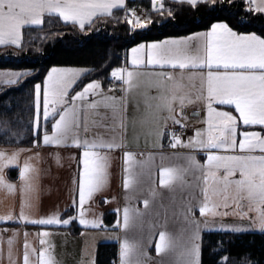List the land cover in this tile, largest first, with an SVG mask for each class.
I'll return each instance as SVG.
<instances>
[{
  "label": "snow or ice",
  "instance_id": "6c2138e0",
  "mask_svg": "<svg viewBox=\"0 0 264 264\" xmlns=\"http://www.w3.org/2000/svg\"><path fill=\"white\" fill-rule=\"evenodd\" d=\"M186 4L190 9L198 10L205 6L215 9L224 0H150L151 11L143 15L131 9L134 19H124L130 24V31L145 32L152 28L175 25L176 11L166 4ZM125 0H0V46H15L21 51L24 48V32L26 26H40L43 17L58 16L65 24L78 26L80 31H94L93 24L100 18H113V9H126ZM247 11L264 14V0H247ZM153 14L158 18L153 19ZM215 18H200V24L206 27L198 31H189L184 35H165L164 38L143 41L126 51L130 52V68L115 67L111 70L108 87L99 78L92 79L83 85L82 90L70 95L73 88L89 73V69L72 66H53L47 70L43 79L33 84L26 94L24 112H17L12 98L8 96V88L0 90V122L9 126H19L26 133L17 138L0 134V142L23 143L31 136L34 148H26L30 154L29 162L24 171L18 164H9L3 169L18 168V181L10 182L0 179L8 192L19 191L23 194L18 209L9 214L0 215V223H23L40 227H70L73 222L84 229H102L103 216L93 211L95 197L101 193L108 183L111 161L115 153L123 150V189L125 193L133 192L135 206L122 208V221L117 220V227L131 229L134 226V214L140 215L141 210L147 211L152 204L164 207L165 194L157 189H166L171 202L179 197L192 180L197 182L201 193L198 207L190 212L195 219V264H202V221H218L219 226L213 230L220 232L239 233L255 231L264 232V178L257 181L250 178L249 163L234 160L224 164L211 163L214 157L205 154L209 165L203 175H193L187 167L179 163H162L157 167L154 149L150 151H131L127 142V134L131 128L136 147L143 138L145 146L149 142L159 149L165 145L176 148L175 140H185L189 130L196 134V129H189L181 120L179 123L172 117V127L165 126L164 133L156 136L155 125L161 115L175 113L183 116L186 97L182 90H189V96L199 89L200 80L197 73L202 72L206 79V115L201 118V125L208 127L212 121L213 137L217 145L209 152L231 153L243 151L237 147H228L232 133V119L235 118V143L239 145L243 139V126H261L264 119L245 122L259 106L264 105V35L255 32L245 34L235 30L228 22ZM107 22V21H105ZM248 22L242 18L238 23L241 27ZM127 63V61H125ZM158 70H147V69ZM179 69L183 73L175 80L168 70ZM38 73L32 71H0V87L3 85L19 86L25 78L35 80ZM119 93V95L117 94ZM20 106L17 102L16 107ZM210 106V107H209ZM232 107V111L222 107ZM202 110V111H203ZM243 114V115H241ZM58 117V118H57ZM50 127H49V123ZM104 129L103 133L95 132ZM177 133L180 135L177 136ZM261 136L264 133L259 132ZM167 138V144L163 141ZM52 148V156L57 166H63V160L75 161L77 169L70 172L68 186L70 188V208L74 214L68 215L69 209L54 210L50 215L40 218H29L23 211L26 198L38 205L42 192L40 177L47 169L39 167L42 159L40 145ZM81 149L77 156L66 149ZM264 151V149H254ZM255 163L264 165V159ZM159 169V182L155 169ZM223 172V175H221ZM258 175V174H257ZM191 176V180L189 179ZM146 182V183H145ZM202 185V187H200ZM153 187V199L140 198L150 187ZM142 203L143 208L138 204ZM117 213L120 208L115 210ZM197 211L199 216L196 215ZM225 218H233L228 223ZM246 223L248 227H240ZM8 231L7 238L8 264H59L50 242L53 233H38L39 247L29 242V233L24 231L22 249L15 245V237L21 234L20 229H0V244L3 233ZM169 247L165 232L159 233L156 240V253L161 254ZM136 254L135 245L124 241L121 246V260ZM0 264H3V251L0 249ZM94 264V261L92 262ZM228 264V258H223Z\"/></svg>",
  "mask_w": 264,
  "mask_h": 264
},
{
  "label": "crops",
  "instance_id": "0c3cea01",
  "mask_svg": "<svg viewBox=\"0 0 264 264\" xmlns=\"http://www.w3.org/2000/svg\"><path fill=\"white\" fill-rule=\"evenodd\" d=\"M126 6L128 0H125ZM115 9H113L114 11ZM47 15V14H46ZM95 19V18H94ZM44 20V17H43ZM225 22V21H222ZM42 25V24H41ZM252 33V32H250ZM248 34V33H245ZM130 52H127L126 61L124 65L120 67L130 68ZM158 70V69H147ZM0 71H32L31 69H15V68H0ZM175 80H178L183 73L185 76L187 72L179 69L168 70ZM200 80V87L196 90L192 96H189V90H182V94L186 97L185 103L189 105L185 108L184 115L180 116L175 113H165L161 115L158 122L155 125V133L158 137L162 135L165 130V126L172 127L171 120L168 117H172L179 123L183 120L187 126L191 129H196V134L190 131L185 140H177L176 148L165 147L161 150L156 144L149 142L148 146H145V140L142 138L139 142V147H136L133 139V133L131 128L127 134V142L131 151H150L154 149L156 156L157 167H160L162 163H179L184 167H187L193 175H203L204 171L209 165V160L205 159V154L210 158L211 163L222 162L224 164L231 163L234 160L242 161L250 164L248 173L250 178H255L257 181L264 178V165L255 163L256 161L264 159V151H254V149H264V136H261L259 132L264 133L261 126H241L239 131L243 132V139H241L239 145L235 143V118L232 119V133L230 143L228 147H237L243 149V151H236L231 153H217L209 152V149L215 147H223L224 145H217L216 139L213 137L212 121H208V127L201 125V118L206 115V109L203 110L206 105V90H205V75L202 72L197 73ZM108 87V84H105ZM1 88V87H0ZM82 90V89H81ZM74 94V93H73ZM119 95V93H117ZM72 95V94H70ZM210 107V106H209ZM222 107V106H217ZM203 110V111H202ZM222 110L232 111L233 115L238 117V113L234 108L222 107ZM243 115V114H241ZM58 118V117H57ZM258 119H264V105L259 106L248 117H245V122H255ZM95 132L103 133L104 129H96ZM167 139V138H166ZM166 139L163 143H166ZM24 146H0V179L7 181V177L10 182H17L16 178L9 176V170H5L6 176H4L3 169L9 164H18L21 167V171H24V165L29 162L30 154L27 152ZM41 153V161L39 167L41 169H47L46 174H42L40 177V186L42 192L39 196L38 205L34 202L27 200L23 208V211L29 218H40L44 215H50L54 210L69 209L68 215L74 214L70 211V188L68 182L70 179V172L77 169L75 161L63 160V166H57L53 158L49 153L53 152L52 148H46L42 144L39 149H35ZM65 154L68 151L75 153L79 156L81 149H66ZM123 150H119L115 153V158L111 161L109 169L108 183L104 190L97 194L95 197V204L93 211L96 215L103 216L102 229H84L75 234L71 231V227L58 228L56 226L40 227L38 225L23 223H0V229H20L21 234L15 237V245L18 249H22L24 242L22 233L24 231L29 233V242L39 247L38 233L43 231H49L53 233L50 239L53 245V252L56 256L59 264H96V252L98 245L101 242L116 240L119 244V264H195L194 252L189 253L190 249H194L196 241L191 239L195 233V219L190 215V212L198 207L200 203L201 193L198 188L197 182L192 180L191 184L184 188L182 192H177V199L175 202H171L170 196L166 189H157L156 194L159 195L160 191L165 194L164 207L161 208L158 204L150 205L147 211L141 210L140 215L134 214V226L131 229H121L117 227V222L114 225L105 223V215L108 212H116L117 208L121 211L118 214V219L122 221V208L125 205L130 207L135 206L136 195L133 192L125 193L123 189ZM18 171V168H16ZM157 178V184L159 182V169H155ZM18 173V172H17ZM258 174V175H257ZM223 175V172H221ZM191 180V176H189ZM146 183V182H145ZM152 186L144 193L140 194V198L153 199ZM202 187V185L200 186ZM23 194L19 191L10 193L3 186L0 185V215L9 214L13 209H18ZM143 208L142 203L138 204ZM199 216V212L196 213ZM228 223H234L233 218H225ZM74 223V222H73ZM72 223V224H73ZM219 222L215 223L211 220L202 221L201 226H206L202 229V239L205 230L215 229L219 226ZM240 227H248L246 223H240ZM163 231L166 233L169 240V247L161 254L156 253V240H158L159 233ZM11 235L10 232L5 231L3 233L4 240L0 244V249L3 251V264H8L7 260V238ZM124 241H128L135 245L136 254L128 260H121L120 251Z\"/></svg>",
  "mask_w": 264,
  "mask_h": 264
},
{
  "label": "trees",
  "instance_id": "16d2710c",
  "mask_svg": "<svg viewBox=\"0 0 264 264\" xmlns=\"http://www.w3.org/2000/svg\"><path fill=\"white\" fill-rule=\"evenodd\" d=\"M166 5L176 11L175 25L136 33L129 30L130 24L124 23V19L133 20L131 9L136 6L146 12L151 11L150 0H128L126 9L113 11L114 17L119 18V23L111 17L94 19V31L82 32L78 26L65 24L58 16L45 15L42 25L26 26L23 30L25 34L23 51L15 46L8 48L0 46V68H27L38 75L35 80L31 77L25 78L19 86L3 85L0 90L7 87L8 96L12 98L15 110L24 112L23 102L26 94L53 66H79L90 70L70 94L81 90L83 85L92 79L99 78L108 84L111 70L125 64L126 51L131 47L143 41L164 38L165 35H184L189 31L201 30L206 24H200V18L213 17L215 19L211 22L225 21L240 32L264 35V14L249 13L247 0H224V3L217 4L214 10L205 6L193 10L186 4L181 5L178 2ZM157 18L153 14V19ZM242 18L248 21L243 27L238 23ZM17 102L20 104L18 108ZM50 124L51 122L49 127ZM0 134L14 135L19 141L26 133L22 127L0 122ZM0 146L34 147V143L29 136L23 143L0 142ZM17 172L16 168H12L9 170V176L16 178ZM104 220L105 223L114 225L118 220V214L108 212ZM71 226V231L75 234L82 230L75 222ZM118 253L119 244L116 240L101 242L96 252V264H119ZM223 258H228V264H264V232L259 229L239 233L205 230L202 239V264H223Z\"/></svg>",
  "mask_w": 264,
  "mask_h": 264
},
{
  "label": "rangeland",
  "instance_id": "374dc122",
  "mask_svg": "<svg viewBox=\"0 0 264 264\" xmlns=\"http://www.w3.org/2000/svg\"><path fill=\"white\" fill-rule=\"evenodd\" d=\"M166 7H168V6L166 5ZM135 9L137 10V13L140 14V15H143L146 12L143 8L138 7V6L135 7ZM132 18L134 19V17H132ZM72 67H79V66H72ZM188 128L191 129L189 125H188ZM190 131L191 130H189V133H190ZM189 133L186 134V136L189 135Z\"/></svg>",
  "mask_w": 264,
  "mask_h": 264
},
{
  "label": "built area",
  "instance_id": "2783aa9c",
  "mask_svg": "<svg viewBox=\"0 0 264 264\" xmlns=\"http://www.w3.org/2000/svg\"><path fill=\"white\" fill-rule=\"evenodd\" d=\"M137 7V6H136ZM189 133V131H187L186 133H185V136H186V134H188ZM180 134L179 133H177V136H179ZM178 140V139H177ZM177 140H175L174 141V143H176L177 142ZM166 143H167V139H166ZM168 147H170V146H168Z\"/></svg>",
  "mask_w": 264,
  "mask_h": 264
}]
</instances>
